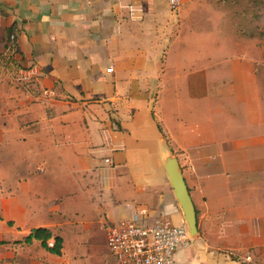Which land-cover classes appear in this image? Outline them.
I'll list each match as a JSON object with an SVG mask.
<instances>
[{"label":"crops","instance_id":"crops-1","mask_svg":"<svg viewBox=\"0 0 264 264\" xmlns=\"http://www.w3.org/2000/svg\"><path fill=\"white\" fill-rule=\"evenodd\" d=\"M231 27L217 0H181L176 8L169 0H0V71L31 78L29 87L0 88V123L35 142L36 169L47 165L52 180L35 176L23 192L0 185L2 221H13L22 237L41 226L62 238L37 207L61 213L67 198L94 211L95 199L109 201L117 223L183 225L162 162L169 150L198 230L170 264H240L245 259L232 251L261 252L264 165L237 152L264 145V87ZM50 145L63 162L59 177L44 156ZM30 215L40 222L26 223ZM0 240V264H72L63 238L61 255L37 240Z\"/></svg>","mask_w":264,"mask_h":264},{"label":"rangeland","instance_id":"rangeland-1","mask_svg":"<svg viewBox=\"0 0 264 264\" xmlns=\"http://www.w3.org/2000/svg\"><path fill=\"white\" fill-rule=\"evenodd\" d=\"M160 1L162 3V0ZM217 1L222 2L226 10L229 11L232 21L230 30L232 34L235 35L234 40H240L242 42L241 49L243 54L240 56L246 58V68L251 69L253 66L257 75V84H259L260 87H264V0ZM5 72L6 71L1 73L0 71V88L29 87V83L31 82L30 77H26L22 72L16 73L12 70L10 72L11 75L7 76ZM230 86H232V84L227 87ZM79 110H82V108ZM1 111L2 109H0V112ZM90 111V108L87 107L86 112ZM1 118L2 117H0V119ZM2 128L5 129L3 130ZM19 132L18 129L12 126H4L0 123V185L11 184L12 192H23L24 184L35 181V176H38L37 178L42 177L48 179L46 180L48 182L52 181L49 173L47 174V165L44 164L46 167L45 172H38L36 169V165L40 162L42 156H32V151L36 150L35 142L30 139L24 140L19 138ZM26 132H28L27 129L24 133ZM50 147H52L50 148L52 150L44 154V156H47L45 158L50 163L52 170L54 169L56 176L59 177L63 174V162H61L59 151L53 148L54 145H50ZM228 147L229 146H226V148ZM46 148H44L42 152ZM246 148L247 147H244V149ZM244 152L246 156L239 158L260 160L262 157V164L264 165V145L254 149H246V151L243 150L241 146L237 155H242ZM226 158L231 159L233 157L227 155ZM244 168V174L252 173L253 175L254 172H250L247 167ZM95 174L94 180L97 179L98 172L95 171ZM18 179H20V182H18ZM3 190L5 189L1 187L0 197L6 194V192L3 193ZM68 202L69 200L67 198H64L63 201H59L61 213L48 211L47 209L50 205L47 204L39 205L37 208L42 212L39 213V215L42 216L40 219H42L43 222L53 220V222L59 224L57 227H52V230L62 236L66 256L71 259L72 264H115L117 261L109 250L106 242L107 227L118 224L116 221L109 219L110 216L107 214L109 213L107 208V205H110L109 201L107 204V201L103 199L100 201L95 199L98 211L92 210L81 202ZM104 212L107 214L108 218L104 216ZM4 216L8 218L7 216L9 215ZM15 216V218H18L17 215ZM34 216L35 215H30L29 218L26 219V223L38 224L40 219ZM11 223L13 224V221ZM10 225L7 219L3 222L2 218H0V235L2 238L6 241L11 240L14 243L23 242L26 235L22 237V235L17 234L18 228L11 227ZM196 237H198L197 234L194 236L191 235L189 243L192 240L194 241ZM229 256L236 257L237 261L245 259V263L243 264H264V246L261 252H257L253 249H242L232 251V254Z\"/></svg>","mask_w":264,"mask_h":264},{"label":"built area","instance_id":"built-area-1","mask_svg":"<svg viewBox=\"0 0 264 264\" xmlns=\"http://www.w3.org/2000/svg\"><path fill=\"white\" fill-rule=\"evenodd\" d=\"M180 3L181 0H169L171 8ZM189 240L184 224L174 225L168 220L149 225L122 222L106 229L107 246L117 261L115 264H170L179 247Z\"/></svg>","mask_w":264,"mask_h":264},{"label":"water","instance_id":"water-1","mask_svg":"<svg viewBox=\"0 0 264 264\" xmlns=\"http://www.w3.org/2000/svg\"><path fill=\"white\" fill-rule=\"evenodd\" d=\"M153 96L154 92L151 94L150 102H152ZM162 162L172 186L175 199L181 209L187 232L189 236H194L198 233L196 210L185 183L178 159L168 150L162 155Z\"/></svg>","mask_w":264,"mask_h":264},{"label":"trees","instance_id":"trees-1","mask_svg":"<svg viewBox=\"0 0 264 264\" xmlns=\"http://www.w3.org/2000/svg\"><path fill=\"white\" fill-rule=\"evenodd\" d=\"M7 36L8 41H10V47L14 48L16 46L15 35L10 31ZM158 128L165 136L159 123ZM8 222L11 223V221ZM50 239H53L52 245H49L48 243ZM33 240L40 241L41 246L52 254L61 255L62 253V238L59 235H54L52 231L47 227L40 226L32 228L30 232L24 237L25 243H31ZM3 242L4 241L0 240V243Z\"/></svg>","mask_w":264,"mask_h":264}]
</instances>
